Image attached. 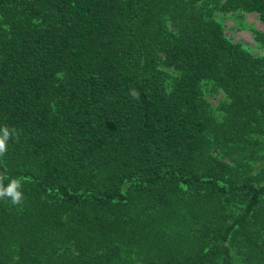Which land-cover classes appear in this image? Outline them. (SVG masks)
<instances>
[{"label":"trees","instance_id":"trees-1","mask_svg":"<svg viewBox=\"0 0 264 264\" xmlns=\"http://www.w3.org/2000/svg\"><path fill=\"white\" fill-rule=\"evenodd\" d=\"M249 12L0 0V264H264V33L223 25Z\"/></svg>","mask_w":264,"mask_h":264},{"label":"rangeland","instance_id":"rangeland-1","mask_svg":"<svg viewBox=\"0 0 264 264\" xmlns=\"http://www.w3.org/2000/svg\"><path fill=\"white\" fill-rule=\"evenodd\" d=\"M240 24H243L245 27H241ZM223 25L225 34L232 41H239L245 45L250 46L251 51L254 54L261 52V50H259L255 46L252 40L251 31L249 30V27H253L254 29L264 33V25L259 22V20L256 18L255 13H242L239 19L226 17L225 19H223ZM218 97L219 95L212 96L209 98V100L214 105ZM260 163H262V161L253 163V167L257 169V167L260 166Z\"/></svg>","mask_w":264,"mask_h":264},{"label":"clouds","instance_id":"clouds-1","mask_svg":"<svg viewBox=\"0 0 264 264\" xmlns=\"http://www.w3.org/2000/svg\"><path fill=\"white\" fill-rule=\"evenodd\" d=\"M132 94L138 98V93L134 90ZM18 136L19 133L15 128L0 127V157L6 155L9 141L18 139ZM5 180H8L7 184H5ZM22 188L23 181L21 178L9 179L4 173H0V200H9L13 206L21 205L24 202Z\"/></svg>","mask_w":264,"mask_h":264}]
</instances>
